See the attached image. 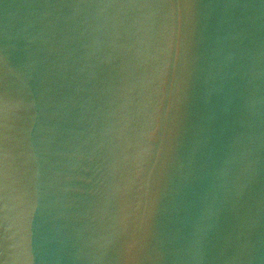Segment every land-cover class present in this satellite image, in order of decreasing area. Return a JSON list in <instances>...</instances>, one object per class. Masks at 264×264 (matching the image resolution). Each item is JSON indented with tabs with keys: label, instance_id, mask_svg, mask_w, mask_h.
<instances>
[{
	"label": "water",
	"instance_id": "95a60500",
	"mask_svg": "<svg viewBox=\"0 0 264 264\" xmlns=\"http://www.w3.org/2000/svg\"><path fill=\"white\" fill-rule=\"evenodd\" d=\"M0 264H264V0H0Z\"/></svg>",
	"mask_w": 264,
	"mask_h": 264
}]
</instances>
